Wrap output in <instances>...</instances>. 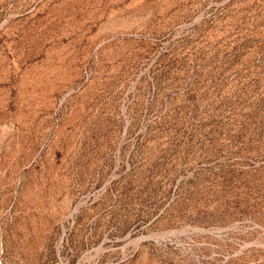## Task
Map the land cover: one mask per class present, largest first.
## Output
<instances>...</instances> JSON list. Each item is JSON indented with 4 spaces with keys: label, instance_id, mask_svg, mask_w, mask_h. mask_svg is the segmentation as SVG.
<instances>
[{
    "label": "rangeland",
    "instance_id": "1",
    "mask_svg": "<svg viewBox=\"0 0 264 264\" xmlns=\"http://www.w3.org/2000/svg\"><path fill=\"white\" fill-rule=\"evenodd\" d=\"M0 264H264V0H0Z\"/></svg>",
    "mask_w": 264,
    "mask_h": 264
}]
</instances>
